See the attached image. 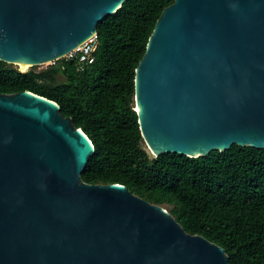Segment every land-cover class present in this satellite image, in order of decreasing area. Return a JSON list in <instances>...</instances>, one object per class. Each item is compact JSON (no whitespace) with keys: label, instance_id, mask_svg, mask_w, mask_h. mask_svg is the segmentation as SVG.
I'll return each instance as SVG.
<instances>
[{"label":"water","instance_id":"obj_1","mask_svg":"<svg viewBox=\"0 0 264 264\" xmlns=\"http://www.w3.org/2000/svg\"><path fill=\"white\" fill-rule=\"evenodd\" d=\"M126 1L0 0V60H61ZM134 110L152 159L264 149V0L167 6L136 68ZM94 154L57 102L0 94V264H229L164 206L85 182Z\"/></svg>","mask_w":264,"mask_h":264},{"label":"trees","instance_id":"obj_2","mask_svg":"<svg viewBox=\"0 0 264 264\" xmlns=\"http://www.w3.org/2000/svg\"><path fill=\"white\" fill-rule=\"evenodd\" d=\"M175 0H127L98 24L95 62L63 58L21 71L0 60V94L57 102L92 140L89 184L120 183L164 206L192 235L222 246L229 264H264V149L234 144L207 156L150 158L134 110L136 68L163 10Z\"/></svg>","mask_w":264,"mask_h":264},{"label":"built area","instance_id":"obj_3","mask_svg":"<svg viewBox=\"0 0 264 264\" xmlns=\"http://www.w3.org/2000/svg\"><path fill=\"white\" fill-rule=\"evenodd\" d=\"M98 35H94L82 43L78 48L69 53L65 58L77 60L79 70L83 71L86 67L95 62V52L98 48Z\"/></svg>","mask_w":264,"mask_h":264},{"label":"rangeland","instance_id":"obj_4","mask_svg":"<svg viewBox=\"0 0 264 264\" xmlns=\"http://www.w3.org/2000/svg\"><path fill=\"white\" fill-rule=\"evenodd\" d=\"M53 64H55V62H54V63H47V64L39 65V66H36V68H37V69H46V68L52 66ZM14 66H15L16 68H19V69L22 71V69H21L20 66H18V65H14ZM30 69H31V67H29L27 70H30Z\"/></svg>","mask_w":264,"mask_h":264},{"label":"bare ground","instance_id":"obj_5","mask_svg":"<svg viewBox=\"0 0 264 264\" xmlns=\"http://www.w3.org/2000/svg\"><path fill=\"white\" fill-rule=\"evenodd\" d=\"M19 66L21 67L22 71H27V69L30 67L29 64H23V63H20Z\"/></svg>","mask_w":264,"mask_h":264}]
</instances>
